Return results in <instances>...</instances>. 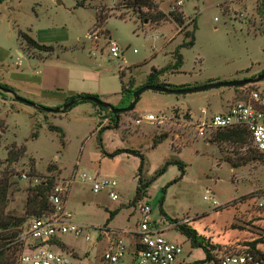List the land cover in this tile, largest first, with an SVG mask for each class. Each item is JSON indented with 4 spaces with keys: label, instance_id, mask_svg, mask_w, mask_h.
Segmentation results:
<instances>
[{
    "label": "rangeland",
    "instance_id": "374dc122",
    "mask_svg": "<svg viewBox=\"0 0 264 264\" xmlns=\"http://www.w3.org/2000/svg\"><path fill=\"white\" fill-rule=\"evenodd\" d=\"M176 1L154 0V9H138L133 0H86L84 5L82 0L0 3V81L33 103L18 101L1 90L5 95H0V177L6 176L12 183L6 208L12 217H27V188L32 186L33 177L54 176L56 184L66 187V208L79 224L102 226L110 213L118 210L107 226L133 231L140 220L139 206L148 204L155 225L168 227L164 237L182 246L176 264L202 260L205 254L202 248L192 246L161 209L177 224L187 223L204 237L212 255L243 249L246 241L256 239L262 240L259 249L264 251V207H258L264 189V157L250 140L244 145L215 140L216 129L207 126L211 115L237 100H248L252 90L264 96V78L238 88L182 94L146 89L132 111L120 114L118 128L102 132H98V122L106 127L109 120L91 102L60 113L46 112L40 106L61 107L64 100L59 95H41L34 84L32 88L22 82L26 80L21 78L22 71L32 72L40 66L37 60L29 63L28 55L37 57L45 52L27 51L20 32L54 47L47 53V62L60 75L72 77L75 71L80 77L82 71L92 72L90 84L98 90L95 95L115 106L121 88L119 73L123 71L125 81L132 76L139 86L153 68L169 67L173 49L183 41L185 31L192 29L194 19V45L181 48L182 66L168 69L161 81L194 88L260 75L264 70V21L257 13V0H183L182 6L173 9ZM174 10L183 12V25L171 18L169 13ZM157 12L165 17L151 22ZM108 38L117 42L118 58L111 57ZM16 66L19 72H15ZM149 113L158 120L148 121L145 117ZM153 141L161 142L152 146ZM128 149L143 154L141 177L151 180L146 194L137 201L140 157L126 152ZM116 151L120 152L111 156ZM249 151L255 154L254 160H249ZM8 156L16 160L9 162ZM168 160L185 164V173L176 182L181 175L176 164L157 174ZM234 162L241 165L234 167ZM83 172L115 180L118 199H109L105 190L94 193L90 185L81 183ZM125 236L133 247V235ZM59 238L63 247H43L64 256L66 249H73L79 257L72 259L75 263L90 249L71 233ZM201 264L216 261L213 258Z\"/></svg>",
    "mask_w": 264,
    "mask_h": 264
},
{
    "label": "built area",
    "instance_id": "2783aa9c",
    "mask_svg": "<svg viewBox=\"0 0 264 264\" xmlns=\"http://www.w3.org/2000/svg\"><path fill=\"white\" fill-rule=\"evenodd\" d=\"M183 0H177L173 9L182 6ZM111 57L118 58L120 50L114 39L107 40ZM148 121L158 120L155 114L149 113L145 117ZM204 122L202 126H205ZM207 126L210 129H225L242 127L250 134L253 147L264 157V96L252 90L248 100H237L226 111L218 112L209 118ZM203 129V128H202ZM27 178L26 175H23ZM81 183L90 185L94 193L105 190L107 197L113 201L118 199L115 192L117 182L113 179H99L94 174L81 173ZM39 182L33 177V184ZM66 187L56 184L48 196L51 211L40 217L31 218L25 229L19 234L18 241L22 243V250L17 264H176L182 254V246L168 240L163 231L168 227L160 228L150 219L151 207L148 204L139 206L140 220L135 230H114L108 226H91L79 224L73 220L72 214L65 205ZM262 201L258 207H264V189ZM208 199V197H204ZM215 203V201H214ZM95 234L92 235L91 231ZM73 234L82 238L90 249L83 255L81 262L77 252L66 249V256L44 248L43 244L50 243L51 239L59 238L63 234ZM132 234L135 242L130 244L125 235ZM108 242L100 254L95 253L102 239ZM217 264H264V251L255 253L246 249L222 250L213 253Z\"/></svg>",
    "mask_w": 264,
    "mask_h": 264
},
{
    "label": "trees",
    "instance_id": "16d2710c",
    "mask_svg": "<svg viewBox=\"0 0 264 264\" xmlns=\"http://www.w3.org/2000/svg\"><path fill=\"white\" fill-rule=\"evenodd\" d=\"M3 1L4 0H1L0 3H2ZM85 1L86 0H82L80 4L84 5ZM132 5L138 9H141V8L154 9L157 6L154 0H133ZM256 10H257L259 17L264 21V0H257ZM169 14L171 18L178 25L184 24L185 20H184V14L182 11L174 10V11H170ZM164 17H165L164 13L157 12L154 16H151L150 21L156 22V21L161 20ZM195 30H196V20L194 19L193 24H192V29L185 31L183 41L178 46H176L172 51L173 63L169 67L166 66V67L159 68V69L153 68L151 72L146 76L145 82L143 84L136 86L135 80L132 76L127 81H125L124 73L123 71H121L119 73V79H120V84H121V89L119 92V102L117 105L115 106L113 105V106L117 108L127 107L129 103L131 102V100L133 99V93L137 89L145 85H160L164 87L167 86L170 88H178L175 86L168 85L165 82L161 81V77L168 71V69L178 70L182 66L183 55L181 53V48L191 47L194 45ZM20 35L27 43V47H26L27 51L29 49H37L45 53H51L54 51L53 46L40 44L35 39H33L31 36H29L27 33L20 32ZM262 72H264V70ZM262 72H260L259 74H261ZM180 87H183V86H180ZM238 87H242V86H235V88H238ZM0 88L6 89L9 92L15 93V90L13 87L1 81H0ZM0 95H5V93H3L0 90ZM87 95L98 97V95L86 94V93H78V94L71 95L64 100V103L62 104V106L70 100H74V104L64 111L71 109L73 106H75L78 103L91 102V101H87L83 99V97ZM91 103L97 107V110L104 112V114L107 115L104 118H107L109 120V125L106 127H102L101 122H98V125H97L99 127L98 132H102L104 129H112V128L119 127V120H120L121 113H112L108 108L101 107L93 102ZM163 137L164 136L161 135L159 138L161 139ZM215 140L221 141V142H232L234 144L244 145L247 142V140H250V134L245 128H242V127L218 129L216 130V133H215ZM161 141H153L152 146H156ZM21 152L22 150L19 152V154ZM119 152L120 151H116L111 156ZM126 152L140 157V166L138 168L139 177H138V184L136 187V195H135V201H137V200H140L143 197V195L146 194L147 187L151 180L147 182V181H144L143 178L141 177V170L144 164L143 154L138 150H132V149H128L126 150ZM248 155H249V160H254L256 158L255 154H253L251 151H249ZM7 160L9 162H13L16 159L15 158L11 159L10 156H8ZM170 164L178 165L181 171V175L173 181V182H176L180 180L185 173V164L181 161H178V160L166 161L165 164L157 171V174L163 173ZM232 164H233L232 166L234 167L241 165L235 162ZM11 176L13 175L10 174V177ZM55 185H56L55 177L48 176L43 179H39L38 183L32 184V186L28 187L27 188L28 197L26 201V212H25L27 217L25 216V217L15 218L6 212V208H7L8 201H9V195H10V192L12 191V188H11L12 183L9 181V178H7L6 176L0 177V264H17L18 255L20 251L22 250V243L18 241V237H19V234L23 231L22 230L23 224L26 222L28 218L30 220L33 217H40L51 211V207L48 202V196ZM117 212L118 210L110 213V216L106 220L104 226L108 225V222L111 219H113V217L117 214ZM161 213L165 215V217L169 221L175 224L176 228L190 240L192 246L200 247L203 249L204 254H205L204 259L196 260V261H193L187 264H201L203 262L209 261L214 258L213 255L211 254L212 249H209L208 247L210 246L209 242H206L205 238L200 236L194 228L190 227V225H188L187 223L177 224V220H173L169 218L162 209H161ZM260 242H262V240H259V239H256L253 241H246L243 245L244 246L243 249H246L248 251L255 252V253H261V249H259ZM50 243L60 245L62 247L64 246L61 240L58 238L51 239Z\"/></svg>",
    "mask_w": 264,
    "mask_h": 264
},
{
    "label": "crops",
    "instance_id": "0c3cea01",
    "mask_svg": "<svg viewBox=\"0 0 264 264\" xmlns=\"http://www.w3.org/2000/svg\"><path fill=\"white\" fill-rule=\"evenodd\" d=\"M48 54L47 53L42 54V55L39 54L37 55V57L30 56V54L28 55L27 61L29 63L33 62L32 60L34 61L37 60L39 61L40 66L38 67V70L33 69L34 71L32 72H35V73H32V72L25 73L24 71L21 72V75L24 77H21V76L20 77L26 80H29V81L22 80L24 84H29V87H32V88L34 84L35 89L37 92H39V94L41 95L51 94L48 96L59 95L62 98V100H65L67 97L74 95V94H78V93H86V94H97L98 93L97 92L98 90L97 89L95 90L94 88V84H90L91 78H93L92 72L86 71V70L82 71V74L80 77L78 76L79 72H75V71L74 73H72L73 74L72 77H70V75L62 76L59 74V72L53 69V66H50L49 63L47 62V59H49L48 57L50 56ZM14 69H16L15 72L20 71L19 66L14 67ZM31 81H33V83ZM56 92H59V94H57ZM102 93H105V92H102ZM102 95L110 96L108 94H102ZM227 109H225L224 111H226ZM107 242H108L107 238H105L104 240L102 239V242H100V245L98 249L95 250V253L100 254L101 250L104 248ZM86 251L87 250H84V253Z\"/></svg>",
    "mask_w": 264,
    "mask_h": 264
},
{
    "label": "water",
    "instance_id": "95a60500",
    "mask_svg": "<svg viewBox=\"0 0 264 264\" xmlns=\"http://www.w3.org/2000/svg\"><path fill=\"white\" fill-rule=\"evenodd\" d=\"M263 78H264V72L261 73L256 78H253V79L235 80V81H230V82L208 83L206 85L194 87V88H168V87H164V86H160V85H145V86L137 89L133 93V99L131 100V102L129 103V105L127 107H123V108L114 107L112 104L107 103V102L101 100L100 98L92 96V95L84 96L83 99L87 100V101H91V102H93V103H95L101 107L108 108L112 113H123V112L132 111L134 109L139 95L141 94V92L143 90H146V89L155 90V91H159V92L173 93V94H182V93H188V92L202 91V90L216 88V87L245 86L247 84L259 82ZM0 90H3L7 93H10L14 97V99H16L18 101L25 102L28 104H33L32 102L16 95L15 93L7 91L6 89L0 88ZM73 104H74V100H70L67 103H65L62 107L48 108V107L40 106V108L46 112L60 113V112H63L64 110L68 109Z\"/></svg>",
    "mask_w": 264,
    "mask_h": 264
}]
</instances>
